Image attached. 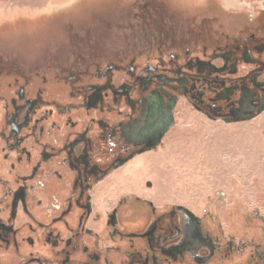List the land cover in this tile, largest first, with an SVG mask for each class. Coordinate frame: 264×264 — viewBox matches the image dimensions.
Here are the masks:
<instances>
[{
	"label": "flooded vegetation",
	"instance_id": "1",
	"mask_svg": "<svg viewBox=\"0 0 264 264\" xmlns=\"http://www.w3.org/2000/svg\"><path fill=\"white\" fill-rule=\"evenodd\" d=\"M256 16L197 50L159 35L125 60L93 45L33 65L0 54V264H264L259 209L238 235L140 178L187 109L227 125L264 115Z\"/></svg>",
	"mask_w": 264,
	"mask_h": 264
},
{
	"label": "rangeland",
	"instance_id": "2",
	"mask_svg": "<svg viewBox=\"0 0 264 264\" xmlns=\"http://www.w3.org/2000/svg\"><path fill=\"white\" fill-rule=\"evenodd\" d=\"M258 12L264 0H0V54L33 65L54 55L73 60L93 45L101 58L125 60L159 35L197 50L245 36L262 23ZM163 143L147 154L149 173L140 177L154 181L158 196L212 215L213 227L238 235L259 229L253 213H264V115L227 125L189 108Z\"/></svg>",
	"mask_w": 264,
	"mask_h": 264
}]
</instances>
